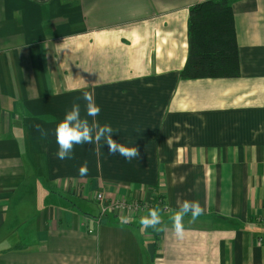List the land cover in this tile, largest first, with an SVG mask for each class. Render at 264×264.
<instances>
[{"label": "crops", "instance_id": "1", "mask_svg": "<svg viewBox=\"0 0 264 264\" xmlns=\"http://www.w3.org/2000/svg\"><path fill=\"white\" fill-rule=\"evenodd\" d=\"M204 1L0 0V264H264V0L233 5L239 78L182 80ZM83 91L140 159L103 140L56 157L55 126L74 101L85 115ZM98 193L160 196L168 228L142 232L143 210L101 218ZM178 198L204 209L182 238Z\"/></svg>", "mask_w": 264, "mask_h": 264}, {"label": "clouds", "instance_id": "2", "mask_svg": "<svg viewBox=\"0 0 264 264\" xmlns=\"http://www.w3.org/2000/svg\"><path fill=\"white\" fill-rule=\"evenodd\" d=\"M78 99L84 101V113L81 115V105L78 102H73L70 109L65 111L63 118L56 124L54 129L55 142L58 146L55 153L60 160L72 159L75 145H91L99 144L104 141V146H107L109 155H118L126 161L140 159L141 153L138 146H128L125 143H119L113 139V134L118 133V129H114L110 124L104 123L101 125L95 118L101 113V108L96 104L94 94L91 91H83L82 96ZM87 117H91L89 122ZM41 137L48 136L47 130L40 125H36ZM87 162L79 166L78 173L80 176L88 174ZM177 208L169 216L171 229L175 236L182 238L185 226L184 219L186 216H191L192 220L203 214L204 209L196 200L177 199ZM163 209L153 207L148 210L147 214L141 215L138 219L140 230L146 231L151 228L153 231L162 232L168 228L162 219ZM133 218L130 216L121 217L122 223H128Z\"/></svg>", "mask_w": 264, "mask_h": 264}, {"label": "trees", "instance_id": "3", "mask_svg": "<svg viewBox=\"0 0 264 264\" xmlns=\"http://www.w3.org/2000/svg\"><path fill=\"white\" fill-rule=\"evenodd\" d=\"M238 0H207L190 7L188 56L182 80L240 77L233 5ZM162 197L156 198L159 208Z\"/></svg>", "mask_w": 264, "mask_h": 264}, {"label": "built area", "instance_id": "4", "mask_svg": "<svg viewBox=\"0 0 264 264\" xmlns=\"http://www.w3.org/2000/svg\"><path fill=\"white\" fill-rule=\"evenodd\" d=\"M95 200L100 211V217L107 215H129L140 210L148 212L149 209L155 207L156 203L152 202L144 204L136 201L119 200L116 202L109 203L106 201L105 196L102 193L95 195ZM159 207H166L165 204L160 200Z\"/></svg>", "mask_w": 264, "mask_h": 264}, {"label": "rangeland", "instance_id": "5", "mask_svg": "<svg viewBox=\"0 0 264 264\" xmlns=\"http://www.w3.org/2000/svg\"><path fill=\"white\" fill-rule=\"evenodd\" d=\"M95 206H96V205H94V208H93V209L96 211L97 209H96V207H95Z\"/></svg>", "mask_w": 264, "mask_h": 264}]
</instances>
